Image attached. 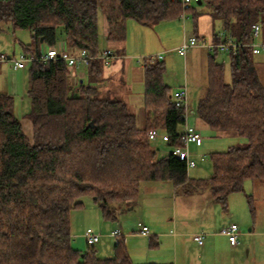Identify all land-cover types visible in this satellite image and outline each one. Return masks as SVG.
Listing matches in <instances>:
<instances>
[{
	"label": "trees",
	"instance_id": "trees-1",
	"mask_svg": "<svg viewBox=\"0 0 264 264\" xmlns=\"http://www.w3.org/2000/svg\"><path fill=\"white\" fill-rule=\"evenodd\" d=\"M200 2L223 23L225 37L240 44L252 41L254 25L264 28V0H198L196 7ZM183 13L181 0H0V22L29 30L36 42L50 46L62 36L69 48L90 56L101 52V16L107 41L122 43L129 20L149 27ZM186 13L194 23L202 15L195 6ZM219 53H210L196 113L212 131L233 132L245 142L213 153V174L206 179L189 177L185 161L172 154L159 156L149 137L163 129L171 149L184 146L179 129L186 110L175 105L165 63L155 57L143 61L142 127L127 102L94 86L105 66L99 59L86 66L89 82L74 86L63 60L29 64L30 136L15 114L14 97L0 90V264H137L122 235L109 258H100L95 245L74 248L70 214L83 207L82 198H94L103 218L114 221L112 207L136 200L143 183L169 182L186 196L209 190L212 202L227 211L230 195L243 192L247 181L264 182V84L249 47L230 53V83Z\"/></svg>",
	"mask_w": 264,
	"mask_h": 264
},
{
	"label": "rangeland",
	"instance_id": "rangeland-1",
	"mask_svg": "<svg viewBox=\"0 0 264 264\" xmlns=\"http://www.w3.org/2000/svg\"><path fill=\"white\" fill-rule=\"evenodd\" d=\"M192 4L196 7L195 2ZM192 24L193 17L190 14H186L185 21L181 17L179 20L165 21L149 27L129 20L126 23L125 51L120 46L112 47L119 53H126L127 58L123 61L125 68L113 76L111 82L116 88L109 96L129 103L131 110L137 116L140 127L143 125V109L140 102H142V94L144 95L145 91L142 66L144 59L149 57L159 59L158 57L162 56V59L159 60L163 61L166 67L164 81L171 87L173 93L186 88L188 94L187 113L190 116L192 112L197 114L199 100L208 83V55L204 48L198 47L190 49L186 56L180 55L178 51L183 44L184 35L190 37L193 34ZM216 27V33H220V24ZM57 33L58 36L61 34L60 31ZM31 39L32 33L29 30L15 29L11 23L0 22V56L19 58ZM262 40H264V28L258 38V41ZM105 47L106 41L101 36L99 49L104 50ZM216 60L225 65V80L230 83L232 80L230 54L219 53ZM251 60L253 67L260 72L259 78L264 84V53L252 55ZM260 60L263 61V64L258 66L256 63ZM1 65L0 90L8 92L14 97L15 114L22 122L25 133L30 135L31 122L28 119V114L31 104L27 95L30 66L19 71L15 70L9 61L3 62ZM114 67L112 66V68ZM83 72H86L85 68ZM84 80L85 83L89 82L87 78ZM131 92L134 95H139L138 101L136 97L134 101H131ZM157 132L158 136L152 140L153 146L158 150L159 156L170 154L171 148L167 144L165 131L160 129ZM219 133L221 132L201 131L202 145L191 144L189 146V151L196 162L195 167L188 169L189 177L199 179L210 177L213 174L211 155L217 152H226L231 146L240 144L237 143V139L225 137ZM254 181H247L243 192L233 194L237 198L232 202L229 200L228 213L222 212L219 205L202 206L201 201L186 198L182 190L173 191L172 184L169 182L143 183L137 204L125 203L112 207L117 216L114 221L103 218L94 198L84 197L82 198L83 207L71 211L70 214L73 244L84 251L87 248L84 236L86 231L91 229L100 235V241L95 245V248H106L105 250L108 252L98 256L109 258L112 256L111 251L116 240L111 235L114 229L123 230L122 235H126L125 231H135L139 225L164 227L171 224L175 217L179 226L177 231H185L193 236L195 232L207 235L213 232L221 233L223 228L231 224L238 225L239 236L236 251H230L229 239L223 234L221 235L224 237L217 240L214 248L220 251L222 258L225 255H233L238 264H264V188H262L264 186H260L264 184H258L259 181L263 182L261 180ZM198 192L201 195H209V190ZM249 195L252 196L250 200L256 212L255 216L250 211L247 197ZM217 217H220V220ZM211 228L212 231H208ZM135 261L139 263L138 260Z\"/></svg>",
	"mask_w": 264,
	"mask_h": 264
},
{
	"label": "crops",
	"instance_id": "crops-1",
	"mask_svg": "<svg viewBox=\"0 0 264 264\" xmlns=\"http://www.w3.org/2000/svg\"><path fill=\"white\" fill-rule=\"evenodd\" d=\"M190 6H193L191 4ZM196 11L201 12L202 15L198 17L197 22L192 24L193 34L191 36H196L199 38L206 39L207 41H214L216 39H219L221 34L224 32L223 30V23L220 21H214L209 13H207L205 7H202L201 4L198 7H195ZM188 14V13H187ZM99 25V31L100 35L103 37V40L106 41V47L109 48L112 51H114L115 54H117L119 57L116 58L111 62L110 65L103 67V74H102V81L98 83L97 85H94L97 87L102 93L111 94L115 90V86L113 85L111 81L113 80V76L116 74V72L121 71L125 68L124 60H126V53L118 52L116 50H113L112 47H122V49H126V40L122 43H114V42H108L106 39L107 35V23L104 18V16H101ZM220 24L221 26V32L216 33L217 25ZM127 31V28H126ZM223 31V32H222ZM190 36V37H191ZM187 37L184 35V38ZM31 45V46H30ZM30 46V51H33L31 53H47L48 51H66L70 54H77L79 50H73L69 48L68 44L64 40V38L61 36L59 37L57 43L54 46H50L46 44L44 41L41 43L36 42L34 40L33 34L31 42L28 44ZM201 48V47H198ZM206 50V49H205ZM25 52V51H24ZM26 52V53H29ZM208 55V64H209V57L210 53L206 50ZM30 54V53H29ZM261 55V54H260ZM123 56V57H122ZM161 56V55H160ZM258 66L263 64V61L260 60L256 63ZM111 66V67H110ZM112 66H115L112 68ZM209 66V65H208ZM1 63H0V70H1ZM231 67V64H230ZM85 68L86 72H83V69ZM255 68V67H253ZM26 69V68H25ZM24 70V69H21ZM72 71L71 77H70V83L74 86L78 82L79 83H85L84 79L87 78L89 80V74L86 66H78L73 69H70ZM257 77L259 78L260 72L255 68ZM20 71V70H19ZM142 72H143V80H144V71L142 66ZM207 77H208V68H207ZM260 79V78H259ZM261 80V79H260ZM262 81V80H261ZM263 83V81H262ZM208 84V83H207ZM145 85V83H144ZM207 87V86H206ZM3 92V91H2ZM8 93V92H4ZM10 94V93H8ZM11 95V94H10ZM131 101L135 100V97L137 98V101L139 100V95H134L132 92L130 93ZM142 109H143V125H144V95L142 94ZM129 105V103H128ZM130 106V105H129ZM197 111V109H196ZM186 124L195 127L198 131H212L209 126L206 124L204 120H202L197 114L192 112V115L190 116L187 114L186 118ZM142 125V126H143ZM185 130V125L180 127L179 131L180 133H183ZM32 133V126L30 128V135ZM219 134H223L225 137H231L233 139H237V143H244L245 140L241 137H239L236 133L233 132H221ZM28 134V136H30ZM167 137V135H166ZM194 179H199L190 176ZM201 179V178H200ZM255 182V181H254ZM258 184H264L263 182H258ZM264 186V185H260ZM173 187V186H172ZM264 188V187H262ZM173 191L177 192V189L173 187ZM186 198H194L196 201H201L200 203L202 206L206 205L209 206H216L217 204H214L211 200V195L209 191V195H201L199 192H195L191 195H184ZM233 196V197H232ZM235 197L233 194L230 195L229 200L230 202L235 200ZM205 199V200H204ZM228 200V202H229ZM95 201V200H94ZM131 204H137L138 198L134 201L130 202ZM199 206V205H198ZM220 206V205H219ZM221 207V206H220ZM216 209V208H215ZM222 210V208H221ZM216 211H218L216 209ZM222 212L228 213L229 212V204H228V210ZM218 219L220 217H217ZM173 222L171 224L166 225L164 227H156V226H149L146 225L150 230V236H142L139 235L138 229L139 226L136 228L135 231H128L126 235H122V238H124V241L126 243L128 252L130 254V257L132 260L137 264H146V263H170V264H238L236 259L233 257V255H225L224 258L221 257V253L218 249L214 248V245L216 244L217 240L221 237H224L221 235L220 232H213L210 235H207L204 241L203 245H199L197 242L194 241L193 235H189L185 231L178 232V223L176 221V218L172 219ZM220 220V219H219ZM217 227V226H216ZM218 229V227H217ZM119 230V229H114ZM112 231V232H113ZM121 233H123V230H119ZM208 231H212V228ZM111 232V235H112ZM195 234H200V232H195ZM112 237V236H111ZM212 238V239H211ZM116 242V240H115ZM115 244V243H114ZM74 248L81 250L78 246L75 244ZM230 251H236L237 245L232 246L230 245ZM114 247V245H113ZM113 247H112V255H113ZM106 248L101 249V247L97 250V254L100 255L101 253L106 254L105 250ZM138 260L139 263L135 260ZM144 261V262H143Z\"/></svg>",
	"mask_w": 264,
	"mask_h": 264
},
{
	"label": "built area",
	"instance_id": "built-area-1",
	"mask_svg": "<svg viewBox=\"0 0 264 264\" xmlns=\"http://www.w3.org/2000/svg\"><path fill=\"white\" fill-rule=\"evenodd\" d=\"M198 0H181L184 13L182 14V19L185 21L186 19V10L187 8L194 2ZM262 27L260 24H256L253 26L252 32V41L250 43L240 44L231 38H226L224 32L221 34L220 38L214 41H207L206 39H200L196 36L185 37L183 44L179 47L178 51L180 55L186 56L187 52L192 48L201 47L206 49L209 53H232L237 54L239 47L246 46L249 47L251 53L253 55H260L264 53V40L258 41L260 38ZM119 56L114 53L109 48H105L101 50L99 55L97 56H90L87 50H79L77 54H70L66 51H48L47 53H42L40 57H36L35 55L29 54L24 52L20 55L19 58L12 57L8 58L4 55L0 56V62H11L13 68L15 70L25 69L30 63L36 60L42 61H50V60H63L67 63V66L70 69H73L78 66H87L89 65L90 61L94 59L101 60L104 65L108 66L111 64L113 60L118 58ZM162 59V56L158 57ZM173 100L175 105L179 108H183L186 110L185 119L187 118V100L188 94L187 89H181L176 91L173 94ZM182 140L184 142V146L182 147H175L171 149L170 154L174 157L185 161L187 168H193L196 166V162L192 157V154L189 151V146L191 144H195L197 146H201L203 143L202 137L200 132L193 126L185 124V130L181 133ZM158 136L157 130H152L149 134L151 140L156 139ZM139 235L142 236H150V230L146 225H139L138 229ZM221 234L228 237L229 242L232 246H236L238 243V236H239V227L236 224H231L221 230ZM122 233L119 230H115L112 232L113 237H119ZM207 234H195L193 239L199 245H203ZM85 240L86 243L89 245H96L100 241V235L93 232L91 229H88L85 233Z\"/></svg>",
	"mask_w": 264,
	"mask_h": 264
},
{
	"label": "water",
	"instance_id": "water-1",
	"mask_svg": "<svg viewBox=\"0 0 264 264\" xmlns=\"http://www.w3.org/2000/svg\"><path fill=\"white\" fill-rule=\"evenodd\" d=\"M201 4V2L199 3V5ZM40 42L42 43L43 42V39H40Z\"/></svg>",
	"mask_w": 264,
	"mask_h": 264
}]
</instances>
